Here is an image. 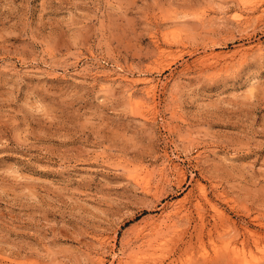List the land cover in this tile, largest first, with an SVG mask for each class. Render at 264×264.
Returning a JSON list of instances; mask_svg holds the SVG:
<instances>
[{"label": "rangeland", "instance_id": "rangeland-1", "mask_svg": "<svg viewBox=\"0 0 264 264\" xmlns=\"http://www.w3.org/2000/svg\"><path fill=\"white\" fill-rule=\"evenodd\" d=\"M259 1L0 0V264H264Z\"/></svg>", "mask_w": 264, "mask_h": 264}, {"label": "bare ground", "instance_id": "bare-ground-1", "mask_svg": "<svg viewBox=\"0 0 264 264\" xmlns=\"http://www.w3.org/2000/svg\"><path fill=\"white\" fill-rule=\"evenodd\" d=\"M242 3H243V5H245L246 7H248V8H252L253 7V5L257 2V1H259V0H240ZM260 2V1H259ZM161 49V48H160ZM160 54L162 55V56H164V55H168V52H166L165 50H161L160 51ZM208 58L207 59H212L213 58V56H207ZM122 77V76H121ZM124 77H126V76H124ZM128 78V77H127ZM123 79H125L126 80V78H123ZM128 80V79H127ZM131 81V80H130ZM140 81V80H139ZM149 81V80H148ZM147 81V82H148ZM146 86V85H145ZM149 86V85H148ZM147 86V88H148V90L146 89L145 91H147L146 92V94H148V95H152V93H153V90H154V88L153 87H148ZM152 97V96H151ZM180 170V169H179ZM201 229V228H200ZM248 230V229H247ZM163 246V245H162ZM226 247V246H225ZM232 248V247H231ZM237 253V252H236ZM237 258V257H236Z\"/></svg>", "mask_w": 264, "mask_h": 264}]
</instances>
